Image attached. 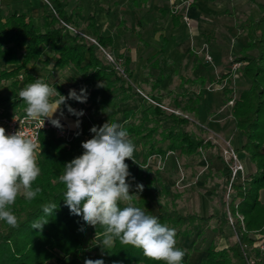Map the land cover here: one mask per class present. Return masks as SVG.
<instances>
[{"label": "trees", "instance_id": "obj_1", "mask_svg": "<svg viewBox=\"0 0 264 264\" xmlns=\"http://www.w3.org/2000/svg\"><path fill=\"white\" fill-rule=\"evenodd\" d=\"M63 3V0H56L55 14L46 18L44 26L35 24L33 18L23 13H0V57L5 64H13L10 69L0 70V80H11L9 94L0 97V115H8L14 108L25 109L26 105L18 95L21 90L18 86L23 88L40 77L31 73L28 65L41 57L46 64L51 62L48 76L40 77L49 85H52L49 76L52 77L55 71L74 67L80 74L77 83L81 88H86L88 100L96 106L97 112L116 109L119 103L133 100L138 93L127 81L129 68L126 62L123 65L126 74L124 76L113 65L103 60L95 42L74 34L63 24L71 25L70 17L63 10ZM257 4L258 16L247 15L239 23V27L247 35V41L241 48L240 55L234 58L236 61H242V72L250 83L248 87L240 90L230 106L234 125L240 129L243 136L241 150L249 154L257 169L245 179L244 183L247 185L233 184L231 189L235 194L226 200L230 168L227 163H223V179L217 194L221 210L218 220L229 222L226 214L228 209L238 240L235 239L220 249L211 242L206 248V256L195 264H229L233 260L247 264L241 245L251 246L253 238L250 233L253 231H260L264 235V203L259 200L258 195L259 190L264 188V150L260 148L264 142V0L258 1ZM94 39L102 46L110 44L109 39L97 34ZM20 71L24 75L21 80L18 79ZM160 81L159 78L158 83ZM230 83V80L226 81L227 86L223 89L226 101L232 98L233 89ZM101 84L103 86H98ZM55 87L60 93L63 92L58 85ZM148 96L155 103L144 99L146 105L142 106L138 121H134L138 109H126L123 111L124 120L121 122L129 136L145 148L143 158L153 153L164 154L168 150H179L190 155L211 145L210 141L186 129V124L190 121L187 117L164 110L157 95ZM196 102V99L190 97L185 101H182L181 97H175L169 106L195 113ZM65 107L67 108L63 106L64 109ZM157 116L169 119V126L162 127ZM108 121L115 122V118L110 116ZM85 132L84 127L69 143V148L60 141H55L47 132L40 134L42 149L38 164L42 172L33 187L39 186L42 192L31 202L22 197L17 198L12 210L18 218L19 227L12 228L0 221V264H45L50 259L63 262L67 256L70 257L69 264H84L86 259H103L104 264H164L162 261L146 258L140 249L121 245L119 242L102 254L97 245L99 241H93L92 235L102 233L103 229L88 226L82 217L71 215L65 206V186L59 181V176L63 174L67 162L83 153L81 143L86 141L83 138ZM154 134L158 137L154 138ZM158 142H164V145H157ZM253 144H256L257 149H252ZM49 202L57 204L56 210L52 216L46 217L48 223L42 231L33 229L32 223L45 215L41 205ZM236 213L243 215L244 227L241 226ZM154 215L159 217L161 223L175 229L176 238L188 233L189 229H197L200 224L208 223L214 216L211 213L207 216L193 212L180 213L175 208L167 207L160 208ZM81 227L84 231H80ZM261 254L256 249L247 252L248 256L255 258L253 264H263Z\"/></svg>", "mask_w": 264, "mask_h": 264}, {"label": "crops", "instance_id": "obj_2", "mask_svg": "<svg viewBox=\"0 0 264 264\" xmlns=\"http://www.w3.org/2000/svg\"><path fill=\"white\" fill-rule=\"evenodd\" d=\"M63 2V10L70 17L71 26L84 33L85 38L90 40L91 37L94 39V35L97 34L100 37L109 39V45H98L113 51L118 58L123 60V65L126 62L129 68L127 81L136 91H141H138L133 100L119 103L116 109H109L99 113L96 106L88 101V104L92 105L98 115L100 114L98 122L103 125L109 120V118L107 120L105 116L101 115V113L107 111H110L111 114L116 112L123 114L126 109H138L133 104L141 102V99H138L139 97L142 98L143 102L146 98L153 103L155 101L150 99L148 95H157L161 102L162 97L165 96L164 93L170 94L172 92V101L175 97H181L182 101L190 97L197 100L195 104L196 112L192 113L194 115L192 117L193 120L197 124H205L212 130L220 131L222 137L230 140L235 145L239 160L244 166L246 165L248 158L244 150H241L243 144L242 133L234 125L231 113L229 114L230 119H226L224 122L216 120L217 113L214 112V107L220 105L222 94L221 91L209 90L206 85L213 79L215 72H218V70L219 75L216 82H222L223 80L232 81V73L229 70V65L227 66L226 60L228 57L226 58V55L232 51L235 53V57L240 55L241 48L247 41V35L239 27V23L247 15L258 16L257 1L193 0L189 10L190 30L180 13L170 11L171 4L176 3L177 0H63ZM55 4L56 0H0V13H23L33 18L35 24L44 26L46 18L50 14H55ZM241 12L245 17L237 23L236 16ZM240 31L244 35L236 41L237 46L230 49V39ZM204 40L209 42L211 54L216 64V71L205 63L204 58L190 53L191 42L199 44ZM98 45L96 44L98 51H100ZM39 60L45 63L44 58L41 57L37 61L29 63L28 68L31 73L45 78L48 76L49 71L46 76L34 72V68H36L34 64L41 62ZM49 64L51 69V62ZM6 66H9L7 69H10L13 64H6ZM187 68L191 70V74L185 76L182 71ZM239 72L241 76H244L242 66ZM77 74L80 78L78 71ZM49 78L51 86H53L55 82L51 80V76ZM159 78L161 81L158 83ZM175 78L178 82L175 89H173L171 85L175 84ZM18 87L22 89L21 85ZM144 89H147V91ZM1 90L3 88H0V97L9 94V92L2 93ZM68 92L66 91L65 93L68 95ZM223 98L225 100V92L223 93ZM145 104L146 102L142 103V106ZM160 105L162 107V104ZM63 106L67 105H61L58 110L60 112L63 111L62 118L73 120L75 116L70 114L67 108L65 107L64 109ZM85 109L90 115V109L86 107ZM180 110L183 111L182 109ZM54 116L58 115L54 114ZM58 117L61 116L59 115ZM85 129H87V124H85ZM204 139L210 141L207 138ZM171 156L168 155L165 159ZM220 158L222 170L225 162L222 157ZM259 199L264 202V188L259 191ZM211 214L214 215L211 219L215 218L219 221V216L216 217L215 213ZM200 215L207 216L208 214ZM178 238L179 245L182 244L181 240L184 241L186 239V249H183L185 251L183 258L185 264H195L205 257L206 248L212 242L210 240L206 246L199 244L194 235L192 237L180 235ZM222 239L214 243L217 249L226 247L235 240L227 241L224 237ZM182 246L184 247V244ZM263 260L264 255H262V263ZM229 264H240V262L233 260Z\"/></svg>", "mask_w": 264, "mask_h": 264}, {"label": "clouds", "instance_id": "obj_3", "mask_svg": "<svg viewBox=\"0 0 264 264\" xmlns=\"http://www.w3.org/2000/svg\"><path fill=\"white\" fill-rule=\"evenodd\" d=\"M103 86V84L98 85ZM25 103V119L32 121L47 119L52 126L63 129L60 118L54 114L68 100L86 103V88L70 89L67 96L61 95L56 87L42 78L26 84L18 93ZM67 111L77 117L75 127H80L83 110L70 105ZM63 116V111L60 112ZM92 137L83 141V153L64 165L59 181L65 186L63 202L71 215L82 217L88 226L103 229L96 233L97 245L104 251L121 245H131L153 261L164 264H183L185 251L177 246L176 231L158 216L136 206V195L143 191V184H136L131 191V176L127 159L134 160L136 146L122 123L105 122L102 126L90 128ZM80 133L77 132L76 135ZM42 145L21 129L8 134L0 127V221L12 228L19 227L18 218L12 210L17 198L35 200L42 192L39 186L33 187L41 175L37 153ZM136 163V162H135ZM134 179V178H133ZM44 217L32 223L33 229L43 230L57 204L41 205ZM80 231H84L81 227ZM84 264H104L103 259H86Z\"/></svg>", "mask_w": 264, "mask_h": 264}, {"label": "rangeland", "instance_id": "obj_4", "mask_svg": "<svg viewBox=\"0 0 264 264\" xmlns=\"http://www.w3.org/2000/svg\"><path fill=\"white\" fill-rule=\"evenodd\" d=\"M255 1L258 2L261 0H255ZM190 8H188L187 10L189 19H190V14H189ZM244 17L245 16L244 14H242V12L239 13V15L236 16L237 23L238 21L242 20ZM188 29L190 30V26ZM243 35L244 33L240 31L237 32V34L230 39V44H229L230 49L235 48L237 46L236 41H238ZM203 42L208 44L209 50L211 51L209 42L207 40H204L201 41L199 44H195L191 42L192 44L190 43V48H191L190 53H193L192 47L194 48L198 47ZM100 51H98L99 55L103 58V60H105L102 51L101 52ZM112 53L116 56V54L113 51ZM194 55L201 56L203 58L201 53ZM234 57H235V53L233 51L229 52L226 55L227 58L226 63L227 66L229 65V70L232 73V79H231L232 81L230 83L233 89L232 97L236 98L241 89L249 86L250 80L245 74L244 76H241V73L239 72L240 67L234 70L231 68V59ZM39 61L41 62L34 64L36 66V68H34V72H38L40 73V75L46 76L48 71H50V64L43 63L42 60ZM122 61L123 60L121 59V64L123 66ZM205 63L207 65H210L212 69L216 71V64L214 60H213V64L208 62ZM8 67L9 66H6V64L0 57V70L2 68H8ZM190 71L191 70L187 68L183 70L182 73L185 76H188L191 74ZM215 73L216 74L214 75L213 79L207 83L206 87L211 91H221L222 101H220L219 106L216 105L217 107L216 106L214 107L215 108L214 112L217 113L216 120L218 122L220 121L224 122L226 119H230L229 114H230L231 105L226 100H224L223 88H219V83L216 82V79L219 75V70L218 72ZM78 76L79 75L77 74L75 68L69 67L64 70L56 71L52 75L51 80L55 82L53 85L54 87L58 85L63 90L62 93H60V91L58 90L57 91L61 95L67 96L65 92L66 91L68 92L70 89H76L77 92L79 93L81 88L77 83L79 79ZM177 82L178 80H176L175 78L174 81L175 84L171 85V88L175 89ZM10 83H11L10 79L0 80V88H3V90H1L2 93L9 92ZM144 90L147 91V89ZM167 94L168 93H164L165 96L162 97V108L168 112H173L175 114H179L184 117H187L190 121L186 124V129L192 132L196 136L209 139L211 141L210 142L211 145L209 147L200 148L196 153L190 155H186L180 153L179 150H175L173 151L172 154H170L172 156L167 159H161V161L158 162L157 158L150 157L149 159L150 161L146 163L147 159L143 158V152L145 148L142 146L141 143L137 142L135 138L131 137L132 141L136 146V151L134 152V157H133L136 163L133 162V160L131 159L126 160V163L129 165V171L131 173V176L128 178L129 182L132 185L131 191L135 193L137 183L143 184L144 186L143 191L136 195L134 203L136 204V206L144 208L146 211L150 212L153 215L154 213H157L160 208L167 207V208H175L180 213L193 212L196 214H203V215H207L209 213H215V216L218 217L220 215L221 210L220 207H218L219 204L217 202L216 194L219 192V186L223 179L221 177L222 173L220 172L221 170L220 157H222L220 154L221 149L223 146H226V144L228 143L232 145L235 149L236 147L230 140L222 137L220 131L212 130L205 124H197L192 118L194 116L192 113L188 111H181L180 109H174L173 107L168 106L173 101H172V92L168 95ZM138 99L139 100L141 99V102H136L133 104L135 108H138V112L135 116L134 121H138L137 118L141 115L140 110L142 109V103H145V101L144 102L142 101V98L139 97ZM88 101L89 100L87 99L86 103H80L75 100H68L66 102V105L67 106L70 105L74 109L78 107L89 108L90 117L94 125L102 126V124L98 122V116L100 115V114L98 115L99 112L97 113L92 107V105L88 104ZM55 115L59 116L60 111H57ZM101 115L105 116L106 117L105 119L107 120L110 117V115L115 118L116 122H120L123 120V115L120 112L111 114L110 111H107L101 113ZM156 118L161 121L162 127L169 126L170 124L169 119L164 118V116H157ZM149 125H151V123ZM49 136L53 138L55 141H57V139L53 137L51 134H49ZM157 137L158 135L154 134V138ZM60 143L67 148L70 147V144H65L63 142ZM157 145H164V142H158ZM260 148L264 150V142L261 144ZM252 149L253 150L257 149L256 144L252 145ZM40 152L37 155L38 160H39ZM244 152L246 153L248 158L246 165L244 166L245 179H246L248 178L249 175L255 172L257 167L255 162L250 160L249 154L245 150ZM244 185L247 184L244 183ZM227 192L228 190L226 189L225 199L229 200L234 195L227 196ZM261 199L259 200L262 203H264ZM226 214L228 217L232 216L228 209L226 210ZM236 216L239 218L241 226L244 227L243 215L241 213H236ZM241 216L242 219H240ZM185 235L187 237L188 236L192 237V235H194L196 241L199 244L205 246L209 243L210 240L213 243H217V241H219L220 239L223 240L222 239L223 237L227 241H232L234 239L238 240V237L233 229L232 223L230 224V222H219L215 218L209 220L208 223L206 224H200L197 229H192V230L189 229L188 233H186ZM250 235L253 238V242L251 245H253L255 241V236L259 235L264 240V235L260 231H253L252 233H250ZM92 239L93 241L96 242L99 241V237L96 238V233L92 235ZM176 240L178 247H180L181 249H186L185 247L186 239L184 241L182 240L180 241L182 244H184V247L182 246V244L179 245V238H176ZM241 246H244V244H242ZM261 253L262 255H264V251ZM69 261H70V257L67 256L64 258L63 262H58L55 259H50L45 264H68ZM263 264H264V260H263Z\"/></svg>", "mask_w": 264, "mask_h": 264}, {"label": "built area", "instance_id": "obj_5", "mask_svg": "<svg viewBox=\"0 0 264 264\" xmlns=\"http://www.w3.org/2000/svg\"><path fill=\"white\" fill-rule=\"evenodd\" d=\"M193 3V0H177L176 3H172L170 7V11L173 13H180L182 19L184 22L189 26V17L187 14L188 8L191 7ZM63 23V22H62ZM71 32L74 34H79L82 36H85L84 33L77 30L76 28L72 27L71 25H68L66 23H63ZM90 40L95 42L97 45L98 43L95 41V39L90 37ZM100 50L103 53L104 59L107 63L113 65L118 71H120L124 76H126L123 66L121 64V59L115 56L112 51L105 49L104 47L98 45ZM192 51L194 54H202L204 60L208 63L213 64V56L211 54V51L209 50L208 44L203 42L198 47H192ZM242 66L241 61H236L234 58L231 59V68L234 70L238 67ZM18 78L21 80L23 79V72H20L18 74ZM219 88H224L226 86V81L218 82ZM141 92L140 90H138ZM233 97L229 99L227 102L232 105L233 103ZM76 110H83L85 115L82 117H79L81 123L80 127H75V122L77 120V117L75 116L73 120H67L62 117L53 116V118H60L61 124L63 125V129H58L51 125V123L45 119L44 126L42 123V120L39 121H32L25 119V111L24 109L21 110L19 108H15L8 115H0V127H4L6 129V132L8 134L14 133L18 130H22L23 132L27 133L30 137H34L37 139V141L40 143V134L42 132H47L51 134L53 137H55L58 141L63 142L65 144H69L71 141H73L74 137L76 136V133H81L83 128L85 127V124H87L86 132L83 134L84 140L90 139L92 137V133L90 132V128L94 126V123L91 120V117L87 110L84 107H78ZM2 111V106L0 105V113ZM40 151H38L39 153ZM37 153V155H38ZM173 153V150H168L165 152L164 155L160 153H153L150 156H148L146 163H148L150 160V157H154L158 159V162L161 161V159H165L166 156ZM221 156L225 163L229 165L230 168V175H229V183L227 187V196H233L234 192L231 189L233 184H244L245 180V172H244V165L239 160L236 149L230 145L229 143L226 144V146H223L221 149ZM148 165V164H147ZM242 219V216L240 217ZM229 222L232 223V219L229 216ZM252 249H256L259 252L264 251V240L258 235L255 236V241L253 245L250 247L244 245L242 246L243 254L245 257V261L247 264H253L255 261V258L253 256H248L247 252L251 251Z\"/></svg>", "mask_w": 264, "mask_h": 264}]
</instances>
